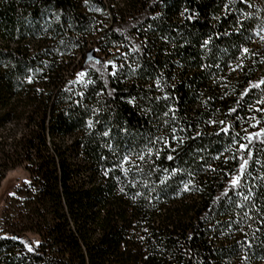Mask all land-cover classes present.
<instances>
[{"label": "trees", "instance_id": "16d2710c", "mask_svg": "<svg viewBox=\"0 0 264 264\" xmlns=\"http://www.w3.org/2000/svg\"><path fill=\"white\" fill-rule=\"evenodd\" d=\"M20 165L0 264H264V0H0Z\"/></svg>", "mask_w": 264, "mask_h": 264}, {"label": "rangeland", "instance_id": "374dc122", "mask_svg": "<svg viewBox=\"0 0 264 264\" xmlns=\"http://www.w3.org/2000/svg\"><path fill=\"white\" fill-rule=\"evenodd\" d=\"M97 56L99 53L97 52ZM89 56V55H88ZM92 54H90V58ZM86 71L84 69H79L76 75L77 81H83L85 79ZM14 122L8 123L7 128H13ZM30 181V172L25 168L24 165L17 166L10 169L5 178L0 183V229L2 228V215L6 208L7 202L18 187L23 183Z\"/></svg>", "mask_w": 264, "mask_h": 264}, {"label": "water", "instance_id": "95a60500", "mask_svg": "<svg viewBox=\"0 0 264 264\" xmlns=\"http://www.w3.org/2000/svg\"><path fill=\"white\" fill-rule=\"evenodd\" d=\"M90 54H92L91 52L89 53V56L87 57V60H89L90 59Z\"/></svg>", "mask_w": 264, "mask_h": 264}, {"label": "snow or ice", "instance_id": "6c2138e0", "mask_svg": "<svg viewBox=\"0 0 264 264\" xmlns=\"http://www.w3.org/2000/svg\"><path fill=\"white\" fill-rule=\"evenodd\" d=\"M234 183H235V181H234Z\"/></svg>", "mask_w": 264, "mask_h": 264}]
</instances>
